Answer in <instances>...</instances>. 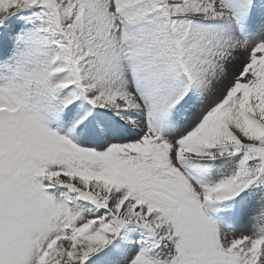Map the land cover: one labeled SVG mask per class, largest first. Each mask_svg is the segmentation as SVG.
Masks as SVG:
<instances>
[{
    "label": "snow or ice",
    "instance_id": "snow-or-ice-1",
    "mask_svg": "<svg viewBox=\"0 0 264 264\" xmlns=\"http://www.w3.org/2000/svg\"><path fill=\"white\" fill-rule=\"evenodd\" d=\"M0 264H264V0H0Z\"/></svg>",
    "mask_w": 264,
    "mask_h": 264
}]
</instances>
